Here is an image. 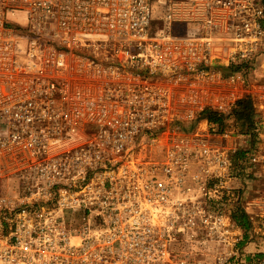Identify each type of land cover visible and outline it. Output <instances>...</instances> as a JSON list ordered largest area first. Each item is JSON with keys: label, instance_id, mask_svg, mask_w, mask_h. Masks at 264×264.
I'll return each instance as SVG.
<instances>
[{"label": "built area", "instance_id": "built-area-1", "mask_svg": "<svg viewBox=\"0 0 264 264\" xmlns=\"http://www.w3.org/2000/svg\"><path fill=\"white\" fill-rule=\"evenodd\" d=\"M244 100L264 140V0H0V264H244L264 147L188 131Z\"/></svg>", "mask_w": 264, "mask_h": 264}, {"label": "rangeland", "instance_id": "rangeland-1", "mask_svg": "<svg viewBox=\"0 0 264 264\" xmlns=\"http://www.w3.org/2000/svg\"><path fill=\"white\" fill-rule=\"evenodd\" d=\"M155 10L157 11L156 12L157 16L161 17V11H160L158 6H156ZM8 19L12 23H14L16 25H20L24 29H27V20H26L27 17L25 15V13L19 12V11H12L11 13H9ZM155 24L157 25L158 21H156ZM195 35H196V33L193 32V33H190L188 35V37H193ZM25 48H26V43H23L22 49L25 50ZM251 80H253V79L251 78ZM203 121H206V119H202V118L198 119L195 123L192 124V126L189 127L188 131H190V130L192 131V130H195L197 128H204L205 123ZM211 125L212 124H210V123L208 124L207 128L209 130L211 128L210 127ZM255 128L256 127L254 126L253 129L250 130L249 133H242L240 131V126H239L238 122L236 121L235 114L231 113L228 117H225V121H224L223 125L221 126L220 130L222 132H223V130H230V131L237 132L239 134H251L252 142L249 143V148H247L245 151L242 150V155H244L245 152L250 150L252 147H253V149L259 148V147H264V140L257 139V134L254 132ZM240 172H239L240 178L242 179V182L240 185L241 189H242L241 190L242 203H243L242 206L244 207V202H245L246 197H247V199H250L249 197H252L254 195L258 196V195L264 193V169L257 167L255 172H254V174L257 176L255 178L253 176L248 177L247 175L243 174L244 173L243 171H240ZM253 190H254V192H253ZM243 207L240 208L239 212L235 213V217H234V218H236L237 214L244 213L245 221H246V225H243V226L238 222L241 225V228L243 229L240 245L238 246L239 249L241 251H243V253L240 254L239 261H241L243 259L242 255H245V259H244L245 263L244 264H263L264 263V257H258V256L259 255L264 256V243L261 241V239H259V237H256V236L251 234V224L249 222V216L246 214ZM200 244L201 243H193V246H194V248H197V250L199 251V249L203 247V246L200 247ZM197 253H195L196 256H198ZM206 253L208 256L207 262H209L210 258H212L213 253H211V252H209V253L206 252ZM198 257L195 259L199 260L202 258L200 255Z\"/></svg>", "mask_w": 264, "mask_h": 264}, {"label": "trees", "instance_id": "trees-1", "mask_svg": "<svg viewBox=\"0 0 264 264\" xmlns=\"http://www.w3.org/2000/svg\"><path fill=\"white\" fill-rule=\"evenodd\" d=\"M235 114L236 121L240 126V131L242 133H249L250 130L255 126V110L252 102L250 100L241 101L237 108L233 111ZM202 119H206L210 124L221 128L225 121V117L218 114L213 113H204L201 117ZM236 220L243 226L246 225L245 215L244 213L237 214ZM258 257H264L263 255H259Z\"/></svg>", "mask_w": 264, "mask_h": 264}]
</instances>
